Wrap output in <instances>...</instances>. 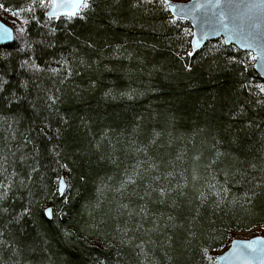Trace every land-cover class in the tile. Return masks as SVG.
I'll return each instance as SVG.
<instances>
[{"label":"trees","instance_id":"1","mask_svg":"<svg viewBox=\"0 0 264 264\" xmlns=\"http://www.w3.org/2000/svg\"><path fill=\"white\" fill-rule=\"evenodd\" d=\"M29 2L0 0L16 35L0 46V264H215L264 228V80L229 59L249 51H193L160 0H91L72 20L18 14Z\"/></svg>","mask_w":264,"mask_h":264},{"label":"water","instance_id":"2","mask_svg":"<svg viewBox=\"0 0 264 264\" xmlns=\"http://www.w3.org/2000/svg\"><path fill=\"white\" fill-rule=\"evenodd\" d=\"M170 2L188 5L190 8L197 3L205 5L203 9H197L194 15L189 12L188 18L182 19L188 21L192 27L191 45L193 51L201 49L208 41L223 38L227 46L233 45L242 51L252 52V49H246L242 46L243 39L249 37V34H251L254 44L264 47V2L262 0H220L219 3L217 0H189L187 2L170 0ZM221 8L229 13L230 23L228 29L222 28L219 24L218 13ZM48 10H50V7ZM0 24H6L11 27L14 37L11 41L0 43V46L13 43L16 39L15 29L1 18ZM235 29H238V31H234ZM205 33H207L206 37ZM195 39L200 40L201 46L199 48L194 47L193 41ZM254 69L264 80V75L260 74L262 70L255 67ZM61 179L65 180V178ZM60 186L59 182V189ZM48 218L51 219L52 217ZM251 240H259L257 247L264 249V236H256L251 239H234L230 247L216 257L215 264H264V252L247 257L234 253V249L246 247L245 245H238L236 241Z\"/></svg>","mask_w":264,"mask_h":264},{"label":"snow or ice","instance_id":"3","mask_svg":"<svg viewBox=\"0 0 264 264\" xmlns=\"http://www.w3.org/2000/svg\"><path fill=\"white\" fill-rule=\"evenodd\" d=\"M37 2H38V6L41 9H45L46 7H50V10L44 11V15L47 17H52L56 20H60L62 15L64 18H66L67 20H72L76 17H81L84 18V12L87 9H90L92 7L91 4V0H30L29 3H27V7H21L19 9H17V13H23L25 11L27 12H33L34 8L37 6ZM217 2L219 3L220 0H217ZM262 2H264V0H262ZM160 3L162 5V7L165 10H170V12L173 14L172 15V23L177 22L180 19H187L188 18V14L189 12H191L193 15L195 14L197 9H203L205 7V5L203 3H197L194 7H189L188 5H182V4H173L170 2V0H160ZM219 16V24L221 25L222 28L224 29H228L229 28V23H230V18H229V13L224 10L223 8H221L219 10L218 13ZM35 19H39V17H35ZM24 23L27 24L28 21L24 20ZM19 31L21 33H24L26 31V29L24 27H21L19 29ZM52 32H55L56 29H52ZM184 31H188L187 29H184ZM234 31H238V29H235ZM13 29L11 27H9L6 24H0V43H4L6 41H11L14 39L13 35H12ZM39 35V34H38ZM207 33H205V37H206ZM40 44H43L44 41L40 40L37 41ZM194 47L195 48H199L200 45V40L199 39H195L193 41ZM51 46V45H50ZM242 46L246 49H252V52L247 53V57L245 60L243 61H237V57L236 56H231L229 57V59L233 62H238L241 63L245 66H247L248 64V60L250 59L253 62H256L253 66L257 69H261L262 71L260 72L261 75H264V47H261L260 45H256L253 43L252 39H251V34H249V37L244 38L243 42H242ZM25 47H32V43L25 41ZM193 52H187L186 55H193ZM5 58H7L8 56H11V52H5L4 53ZM64 65H68L69 61L67 59H63L61 61ZM25 64H28V61H24L21 64V67H24ZM28 67L31 69H35V70H40V65L33 62L31 64H28ZM189 69L191 68V65H188ZM53 72H59L60 69L56 68V69H52ZM72 74V69L69 66L67 68V75L71 76ZM25 87H27V82L25 81ZM244 87H248L247 85H244ZM260 92H264V83H261L258 85ZM2 85H0V91H2ZM250 90V89H249ZM13 97L16 100H19L20 97L15 96V94H13ZM49 99L52 102H55L57 100V97L54 95H50ZM51 106V105H49ZM50 127V125H49ZM57 133H59V129H57ZM64 168H67L68 166L66 164L61 165ZM37 167H33L32 171H36ZM60 194L64 195L65 192L67 191L68 188V184L67 181L64 179H60ZM5 187H8L9 185H4ZM161 192H163V189L160 190ZM226 191V189H225ZM217 195H219V193H217ZM247 196V194H245ZM250 202V201H249ZM4 212H8L9 210L7 208L3 209ZM45 214L48 217H52L53 215V209L52 208H46L45 210ZM25 213L30 214V208L25 207L23 208V212L18 214L16 219L20 220L23 219V215ZM236 243L238 245H245L246 247L243 248H238V249H234V253H238L240 256L243 257H247V256H255L258 253L264 252V249L258 248L257 244L259 243V240H251V241H236ZM205 253L207 252V250H204ZM209 259H211V257H209Z\"/></svg>","mask_w":264,"mask_h":264},{"label":"rangeland","instance_id":"4","mask_svg":"<svg viewBox=\"0 0 264 264\" xmlns=\"http://www.w3.org/2000/svg\"><path fill=\"white\" fill-rule=\"evenodd\" d=\"M175 1L186 2L187 0H175ZM188 1H189V0H188ZM0 18H1L3 21H5L6 23H8L9 25H11V26L14 28V24H11V23L9 22V20H7V19L3 16V14H2L1 12H0ZM14 29H15V28H14ZM248 235H253L252 237H254V236H264V228L261 227V226H257V227L254 228V229H251V230H248V231H244V232H239L238 235H237V238H239V239H249V237H246V236H248ZM250 238H251V237H250ZM226 249H227V248H225V249H221V250H219V251H216L215 254H216V255H219V254L223 253Z\"/></svg>","mask_w":264,"mask_h":264},{"label":"bare ground","instance_id":"5","mask_svg":"<svg viewBox=\"0 0 264 264\" xmlns=\"http://www.w3.org/2000/svg\"><path fill=\"white\" fill-rule=\"evenodd\" d=\"M60 182V181H59ZM49 207H51V206H49ZM48 208V207H47Z\"/></svg>","mask_w":264,"mask_h":264}]
</instances>
